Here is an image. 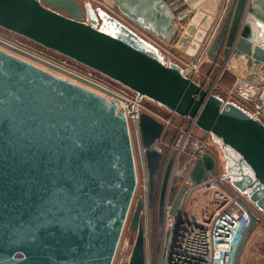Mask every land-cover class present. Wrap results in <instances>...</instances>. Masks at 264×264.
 <instances>
[{
    "label": "water",
    "instance_id": "95a60500",
    "mask_svg": "<svg viewBox=\"0 0 264 264\" xmlns=\"http://www.w3.org/2000/svg\"><path fill=\"white\" fill-rule=\"evenodd\" d=\"M177 1L111 0L126 18L163 40L176 35L175 19H191L178 43L179 49L189 46L190 55L210 43L212 60L243 56L264 66V0H211L196 13L192 3L178 7ZM100 16L113 32L97 29L92 10L77 0H0L1 28L105 75L136 92L139 100L148 98L195 120L219 141L233 165L227 173L235 189L264 212V123L190 79V69L166 63L127 26ZM0 47L106 91L1 39ZM260 99L264 104V92ZM163 129L146 113L136 125L150 192L138 201L131 221L137 239L129 264H150L146 212L153 204L162 160L156 144ZM172 164L173 158L163 182L160 219ZM218 171L215 157L207 154L189 180L196 187ZM137 186L129 128L116 103H104L90 90L0 50V264H113ZM188 192L172 189L175 214ZM257 223L252 216L234 264Z\"/></svg>",
    "mask_w": 264,
    "mask_h": 264
},
{
    "label": "rangeland",
    "instance_id": "374dc122",
    "mask_svg": "<svg viewBox=\"0 0 264 264\" xmlns=\"http://www.w3.org/2000/svg\"><path fill=\"white\" fill-rule=\"evenodd\" d=\"M77 1L80 3L81 7L84 8L86 11H87V8H90L92 10V13L95 15L96 19L100 23L99 28L101 29L104 28L103 18L100 17V13H104L106 16L108 17L110 16L111 19L116 20L120 24H124L125 26L130 28L134 33L139 35L149 45L157 49L159 53L161 54V56L165 59L166 63H176L179 66H181L183 69H187L192 63V61L198 62L197 69L196 70L192 69L190 71L189 78L195 81L196 83L200 84L201 86H203L211 94L216 95L226 100L227 102L236 104L239 107H241L243 104L244 105L246 104L242 102L241 100L236 99L235 97H232V98L228 97L229 96L228 94L231 91V89L234 87L235 83L240 78L249 79L250 81H255V82H261L262 81L261 79H263L264 77V76L258 77L257 74H255L254 72H251L249 67L241 65V62H239L240 57L233 56L227 60L223 59L222 57H219V59H214V60L210 59L209 55L206 54V52L208 53V47L210 46V43L208 44L202 43L203 45H205V47L203 48V52H202V47H201L196 53H194V55L188 54L187 51H189V46H187L185 50L183 48L179 49L178 43L183 37V34H184L183 32H185V30H187V28L189 27L191 19H186L182 22L178 21V19H175L174 24L177 23L176 25H178V27L176 28L177 29L176 35L172 39L163 40L162 38L154 37L149 31H145L138 25L134 24L131 20L126 18L114 6V4H112L111 0H77ZM210 1L211 0H209L208 2ZM202 2L203 1L201 0V4ZM184 3H192L195 5L197 4L194 7V13L198 12L201 6V4L199 3V0H185ZM181 5H183V3H180L178 7H180ZM221 6H222V3H221ZM219 10H221V7H219ZM0 39L17 48H20L23 51H26L30 54L38 56L46 61H49L55 65H58L68 71H71L79 76H83L89 80H92L93 82L96 81L104 85H107L113 89L120 90L122 92L125 91L129 95H133L131 91H128L124 88V85L106 77L105 75L83 64H80L58 52L47 49L43 47L42 45L30 39H27L23 36H20L16 33H13L1 27H0ZM0 50L8 54H11L13 56H16L24 61H27L30 64L36 65L44 69L45 71L50 72L58 77L66 78L65 75H62L59 72L49 69L43 65H40L6 48L0 47ZM241 58L243 61L246 59L243 56ZM232 59L234 60L235 65L231 63ZM247 60L252 61L251 59H246V61ZM234 69L236 70V72L234 71ZM81 87H84L90 90L102 102L108 103L104 94H101L88 86L82 85ZM142 100H143L142 101L143 102L142 103L143 112L154 117V119L160 122L163 126H164L163 119L166 121L167 118L169 117L171 118V124L168 127V129L170 128L172 133H174L173 132L174 127H172L173 124H178V123H183V122L188 124L189 123L188 120H191V118H183L177 115L176 113L169 111L164 106L160 105L159 103L153 100H150L148 98H143ZM164 130H165V127L163 129L159 143L156 144V147L159 149V151L161 149L166 150L165 144L167 143H165L166 139L163 140V136L166 133H168V131L164 132ZM193 132L196 138H200L202 140L204 139L208 141V144H209L208 154L215 157L218 170H219L217 174L222 175L223 168H222V163L220 161V157L222 154H221V147L218 143L219 141L214 136L207 134L203 132L202 130H200L197 127V125L194 128ZM132 135H133V145H134V154H135V159H136V167H137V172H138V186H137L136 193L134 196V202L132 204V208H131V211H130V214H129V217L126 223V227L122 234L120 244L118 246V250L116 252V256H115L113 264H129L132 251H133V247L137 239V233L130 230L131 221L135 213V209H136V205L138 201L143 200L145 198V191H147L148 195L150 192L149 180H147V185H145L144 171L142 169L138 146H137V136L133 130H132ZM171 154L172 153L170 151L169 156L166 154L164 159L161 160L163 163L164 161L166 160L167 161L164 163V165H161L162 174H159L160 177L156 183L153 207L149 208L150 217H149V227H148V241H149L148 247L150 246L149 251H150V256H151V259H150L151 264L154 263V258L156 257L155 239L156 241H160L162 238V235H161L162 221H160L159 219V205H160V198H161L163 182H164L165 174H166L171 158H173V161H174L176 156L178 155L176 153L175 156H171ZM190 169H191V166L188 163L187 169L184 171L186 176L188 175ZM172 172H173V164H172V169H171L170 181L167 187V192L169 191V189L171 190L170 195H172V189L174 187H177L178 191H180V187L182 186L181 183H183V181L186 180V176L184 178H179L177 180V176L172 177ZM188 190H189V187L186 189V191ZM207 197L208 195L204 194L202 191L195 192L192 198L190 199V201L188 203L186 202L190 210L188 212L190 214H197L201 210L202 206L206 203L208 199ZM186 204H185V207H186ZM142 217L145 222V215L143 214ZM261 217H262L261 221L257 223V225L253 229L252 233L250 234L243 248L238 264H264V212L261 213Z\"/></svg>",
    "mask_w": 264,
    "mask_h": 264
},
{
    "label": "built area",
    "instance_id": "2783aa9c",
    "mask_svg": "<svg viewBox=\"0 0 264 264\" xmlns=\"http://www.w3.org/2000/svg\"><path fill=\"white\" fill-rule=\"evenodd\" d=\"M258 66L264 69V66ZM197 67L198 62L192 61L188 69L196 70ZM263 79L261 82H255L240 78L229 92L228 97H235L244 102L246 105L243 104L241 107L264 123V104L260 99L264 92ZM94 83L106 91L90 88L104 94L109 103L117 104L118 112L124 116L133 138L132 130L136 133V125L144 113L143 100H139L138 94L125 86L124 88L131 91L133 95L96 81ZM163 121L164 132L168 131L169 138L165 141L167 144L164 143L166 150H160L163 155L162 159L166 154L169 156L170 151L171 156L178 154L173 161L172 177L177 176V180L184 178L188 163L191 169L186 180L181 183L180 190L183 187L186 189L189 187V192L178 215L173 212L175 199L171 198V190L169 189L166 194L162 215V238L160 241L155 239L156 257L153 264H234L236 252L250 228L252 216L260 222L261 212L251 211L242 195L222 175L216 174L201 185L194 187L189 180V175L198 160L209 153L208 141L194 136L196 121L193 119L188 120V124L185 122L173 124L174 133L170 128L168 129L171 118H167L166 121L163 119ZM164 163L160 164L157 180H159V174H162L161 165ZM197 191L208 195V199L197 214H190L186 202L188 203ZM150 259L149 251V263L151 264Z\"/></svg>",
    "mask_w": 264,
    "mask_h": 264
},
{
    "label": "flooded vegetation",
    "instance_id": "af4514ba",
    "mask_svg": "<svg viewBox=\"0 0 264 264\" xmlns=\"http://www.w3.org/2000/svg\"><path fill=\"white\" fill-rule=\"evenodd\" d=\"M101 17V16H100ZM110 17V16H109ZM89 18L87 17V20H88ZM86 20V22H88ZM96 21H97V25H96V28L97 29H99V30H101V31H104V32H107V33H110V32H113L114 30H112V27H111V25H109V23H108V21H107V19H104L103 18V21H104V28L103 29H101V28H99L100 27V23H99V21L96 19ZM122 25H124V24H122ZM111 28V29H110ZM65 77V76H64ZM63 78V77H62ZM64 79H66V80H69L70 82H72V83H75V84H77V85H80V86H82L81 84H80V82H78V81H75V80H73V79H70V78H68V77H66V78H64ZM219 143V142H218ZM219 145H220V143H219ZM221 147V146H220ZM221 157H220V161H221V163H222V168H223V172H222V176L223 175H225L226 176V178H224L228 183H230L232 186H233V181H234V178H233V176H232V174H228L227 173V168H228V166L230 165L231 167L233 166L227 159H226V157H225V155H224V153H223V151H222V149H221ZM245 174H251V172L249 171V170H247V169H245ZM234 187V186H233ZM235 188V187H234ZM237 190V189H236ZM238 191V190H237ZM241 195H242V197H243V199H244V201H246V204H247V207L251 210V211H258V212H261V213H263L259 208H257L254 204H252L251 202H250V199H249V197H248V194H246V193H241L240 191H238ZM154 200V199H153ZM154 202V201H153ZM149 203V202H148ZM153 207V204H152V206L150 207V206H148V208H147V224H148V227H149V217H150V215H149V208H152ZM162 215H163V213H162ZM159 219H160V205H159ZM160 221H162V219H160Z\"/></svg>",
    "mask_w": 264,
    "mask_h": 264
},
{
    "label": "crops",
    "instance_id": "0c3cea01",
    "mask_svg": "<svg viewBox=\"0 0 264 264\" xmlns=\"http://www.w3.org/2000/svg\"><path fill=\"white\" fill-rule=\"evenodd\" d=\"M202 1H203V2H202V4H201V0H199V3L201 4L200 7H202L203 5L207 4L209 0H206V1H205V0H202ZM200 4H199V5H200ZM227 4H228V2H227ZM227 4H226V7H225V10L227 9V6H228ZM219 7H221V10L224 8V7H223V4H222V6H221V2H220V6H219ZM221 10H219V11H221ZM184 13H185V12H183V13L180 14V15H183ZM190 23H191V22H190ZM134 24H135V23H134ZM176 24H177V23H176ZM176 24H175V25H176ZM136 25H137V24H136ZM139 27H140V26H139ZM183 33H184V34H183V36H184L185 33H186V30H185V32H183ZM201 47H202V52H203V48L205 47V45L202 44ZM201 47H200V48H201ZM202 55H203V54H202ZM239 60H240L239 62H241V65L246 66V67H249L250 70H251V72H254L255 74H258L259 77L264 76V71H263L264 69H263L261 66H258V65L256 66V65H254L253 62L250 61V60H247V61H246V59H245V60L243 61L241 57L239 58ZM231 63H232L233 65H235L233 59H232ZM229 66H230V65H229ZM235 68H236V67H235ZM234 71L236 72L235 69H234ZM239 74H240V73H239Z\"/></svg>",
    "mask_w": 264,
    "mask_h": 264
},
{
    "label": "bare ground",
    "instance_id": "6f19581e",
    "mask_svg": "<svg viewBox=\"0 0 264 264\" xmlns=\"http://www.w3.org/2000/svg\"><path fill=\"white\" fill-rule=\"evenodd\" d=\"M184 2H185V0H181L180 2L177 1V4L184 3ZM196 5H197V4H196ZM196 5L193 4V7H195ZM130 136H131V134H130ZM131 142H132V146H133V150H134V145H133V138H132V136H131ZM134 156H135V154H134ZM135 162H136V159H135ZM136 169H137V167H136ZM137 174H138V172H137ZM125 227H126V226H125ZM124 230H125V228H124Z\"/></svg>",
    "mask_w": 264,
    "mask_h": 264
}]
</instances>
